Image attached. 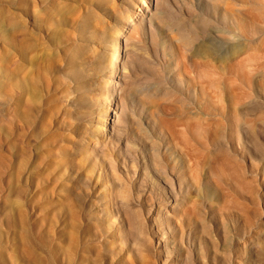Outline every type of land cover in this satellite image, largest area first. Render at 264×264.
<instances>
[{"label":"rangeland","instance_id":"374dc122","mask_svg":"<svg viewBox=\"0 0 264 264\" xmlns=\"http://www.w3.org/2000/svg\"><path fill=\"white\" fill-rule=\"evenodd\" d=\"M0 264H264V0H0Z\"/></svg>","mask_w":264,"mask_h":264},{"label":"bare ground","instance_id":"6f19581e","mask_svg":"<svg viewBox=\"0 0 264 264\" xmlns=\"http://www.w3.org/2000/svg\"><path fill=\"white\" fill-rule=\"evenodd\" d=\"M141 5L145 6L143 1H141ZM118 40L119 39L117 38L115 43H114L113 49H112V55H111V61H110V63H111L110 73L111 74H116L118 72L120 59L122 58V55L120 54V45H119ZM112 83H113L112 80H109V82H107V84H112ZM112 93H110V94H112ZM104 95L105 94L102 93L99 96L102 97ZM86 99H89V97H87ZM97 113H98V115H97V120H98L97 130H99L100 133L105 134L107 132V129L116 128V127L118 128L120 126L119 122L116 121L119 117V114H118L117 110L112 106L111 103H108L104 106L99 107Z\"/></svg>","mask_w":264,"mask_h":264}]
</instances>
